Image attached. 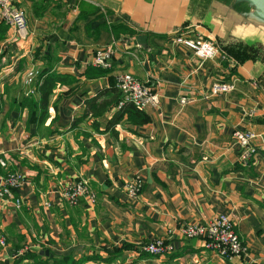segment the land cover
<instances>
[{
	"label": "crops",
	"instance_id": "1",
	"mask_svg": "<svg viewBox=\"0 0 264 264\" xmlns=\"http://www.w3.org/2000/svg\"><path fill=\"white\" fill-rule=\"evenodd\" d=\"M18 5L27 10L26 37L0 19V157L8 161L0 178L21 171L26 181L20 209L0 200L6 243H0V264L22 255L27 258L18 264H264V23L250 20L255 9L235 0ZM120 22L115 35L112 26ZM180 29L213 40L220 53L202 60L175 42ZM141 34L146 44L136 43ZM108 46L115 51L108 74L89 78L96 50ZM256 50L262 59L240 60ZM47 67L72 81L56 85L43 121L30 122L21 105L25 78L32 68ZM122 72L159 93L160 104L146 109L152 122L131 126L125 115L112 124L120 114L115 83ZM231 79L237 80L233 92L210 94L213 82ZM184 96L188 102L181 104ZM107 100L114 104L94 115ZM236 129L258 135L248 164L240 159ZM79 178L89 181L95 203L82 197L72 204L62 196ZM136 178L143 189L133 198L126 186ZM225 213L248 248L241 257L224 258L202 239L178 233L172 252L142 251L182 222Z\"/></svg>",
	"mask_w": 264,
	"mask_h": 264
},
{
	"label": "built area",
	"instance_id": "2",
	"mask_svg": "<svg viewBox=\"0 0 264 264\" xmlns=\"http://www.w3.org/2000/svg\"><path fill=\"white\" fill-rule=\"evenodd\" d=\"M0 19L8 26L14 28L20 37H26L28 26L27 10L18 5V0H0ZM174 40L176 43L193 50L202 60L214 58L220 53L219 47L213 40L194 36L185 29L176 31ZM114 54L113 46L96 50L93 58L94 66L110 69L113 65ZM38 74L39 71L36 68H32L27 73L25 84L29 88L26 91V95L36 93L34 81ZM236 85V79L229 81L217 80L213 82L210 94L231 93L236 89ZM115 86L122 93V98L118 103L119 109L123 108L127 103H132L140 109H148L160 104L159 93L132 73L122 72L118 74ZM187 102V97L180 98L181 104ZM257 136L252 130L236 129L234 131V138L241 148L240 159L243 164H248L252 156L258 151L254 143ZM0 165L7 167L8 161L0 157ZM25 181V175L21 171H8L6 175L0 178V200L12 203L14 208L20 209L24 201L19 191L24 186ZM126 188L131 197L138 198L143 189V181L141 178H136ZM62 196L72 204H76L82 197H88L92 203L97 201V195L91 189L86 178H79L68 183L62 192ZM174 233H178L184 238H200L207 248L224 258L241 257L248 251L244 240L236 230L233 218L226 213L220 214L207 222H182L175 230L168 231L166 236L157 237L143 244L142 251L153 256H161L172 252L175 250ZM0 243L1 245H6L4 240H0Z\"/></svg>",
	"mask_w": 264,
	"mask_h": 264
},
{
	"label": "trees",
	"instance_id": "3",
	"mask_svg": "<svg viewBox=\"0 0 264 264\" xmlns=\"http://www.w3.org/2000/svg\"><path fill=\"white\" fill-rule=\"evenodd\" d=\"M84 6H85V2L82 1L81 2L82 11ZM121 25H123V23L120 22L119 24H114L112 26V30L115 35H118V28H121ZM257 52L260 51L256 50V54H241L240 60H244L246 58L262 59V56H258ZM108 71L109 69L106 68L91 66L90 68H88L86 74L89 78H97L107 75ZM68 80L72 81V78L66 75L57 74L55 72H50V67H47L42 71L41 70L39 71V74L37 75L36 80L34 81V87L36 88V93L37 94L40 93V98L37 97L36 93L31 95H26V92L21 98V105L23 107L29 108L30 122L31 121L41 122L46 118V116L48 115L50 96L53 93L54 88L56 87L57 84L65 83ZM78 89L79 86L72 87L68 91L64 92L62 96L64 97L70 96ZM120 95H121L120 97H118L119 95L117 96L116 98L117 102L115 105H118L119 101L122 98L121 91H120ZM112 104H114V102L112 101H108V100L103 101L101 104L95 106L92 109V112L94 115H103V113L107 111L108 107L111 106ZM125 115H127V121L131 126H140L152 122V117L146 111V109H140L132 103H127L123 106V108L120 109L119 116L114 122H112V124L115 125L116 123L121 121ZM24 258L27 257L25 255L18 256L15 264H18Z\"/></svg>",
	"mask_w": 264,
	"mask_h": 264
},
{
	"label": "water",
	"instance_id": "4",
	"mask_svg": "<svg viewBox=\"0 0 264 264\" xmlns=\"http://www.w3.org/2000/svg\"><path fill=\"white\" fill-rule=\"evenodd\" d=\"M241 2H247L251 7L255 9L254 13L249 15L251 21H262L264 23V0H235ZM236 3V2H235ZM136 43L146 44L147 35L141 34L136 37Z\"/></svg>",
	"mask_w": 264,
	"mask_h": 264
},
{
	"label": "rangeland",
	"instance_id": "5",
	"mask_svg": "<svg viewBox=\"0 0 264 264\" xmlns=\"http://www.w3.org/2000/svg\"><path fill=\"white\" fill-rule=\"evenodd\" d=\"M1 240H4V239H1ZM5 241V240H4ZM147 243V242H146Z\"/></svg>",
	"mask_w": 264,
	"mask_h": 264
}]
</instances>
